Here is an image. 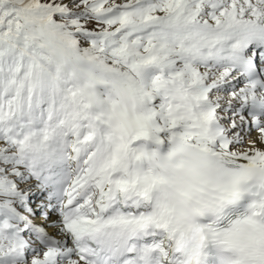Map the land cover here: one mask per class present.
I'll return each mask as SVG.
<instances>
[{"label":"snow or ice","instance_id":"1","mask_svg":"<svg viewBox=\"0 0 264 264\" xmlns=\"http://www.w3.org/2000/svg\"><path fill=\"white\" fill-rule=\"evenodd\" d=\"M0 161L64 178L25 264H264V0H0Z\"/></svg>","mask_w":264,"mask_h":264},{"label":"bare ground","instance_id":"2","mask_svg":"<svg viewBox=\"0 0 264 264\" xmlns=\"http://www.w3.org/2000/svg\"><path fill=\"white\" fill-rule=\"evenodd\" d=\"M5 166L7 168V175H10V180L6 183V185L8 186L9 190L8 195L12 197V200L4 198L5 201H0L1 242L7 244V246L9 243H12V245L15 246V243L18 240L22 239L24 241L26 238H29L31 241H33V243L30 241L29 245H36L35 249L40 247L47 251L49 247H55L57 241L63 235L61 232L63 227L61 209L58 210V205L56 206L59 199L62 198L61 193L64 179L62 174H60L58 171L48 170L39 173L37 177L26 172L23 166H18L17 170L21 173V175H15L12 169L17 166L12 164H5ZM13 185L15 186L14 191H12ZM40 190L43 192V195L41 194L43 197L38 201H35V203H29L31 201L30 199H33L32 197H35L38 194H30L31 191L33 192ZM27 198H30L29 202ZM43 199H46L50 205L55 204V208L51 209L49 213V209L47 210V213H45V210L42 207L44 202L42 204L41 202ZM14 202L18 203L19 205L24 203V211L26 210L28 214L30 213L31 217L34 218L35 221H33L32 218L28 219L26 215L22 213L18 214L19 209L13 207ZM4 235L11 237V239L7 240L5 237L4 239ZM40 238L45 239L51 245L48 246V244H43L40 242ZM35 249H33V251L28 249L27 255H33ZM0 253L1 264H4V262L9 264H25V260L23 259L24 257L17 255L18 253L20 254V252L9 253V255H7L8 251L6 249V251ZM42 255L43 254L41 253V258ZM208 264L214 263L210 262Z\"/></svg>","mask_w":264,"mask_h":264},{"label":"rangeland","instance_id":"3","mask_svg":"<svg viewBox=\"0 0 264 264\" xmlns=\"http://www.w3.org/2000/svg\"><path fill=\"white\" fill-rule=\"evenodd\" d=\"M7 172V168H6V166H5V163H3V161H0V186H2V185H4V184H6L9 180H10V175H7L8 173H6ZM31 190H34V189H31ZM41 190L40 191H31V193L30 194H32V193H38L35 197H32L33 199H30V198H27V200H28V202H29V199L31 200L29 203H35V201H38L39 199H41L43 196H41V194L43 195V192H41ZM29 194V195H30ZM4 198H6V199H8V200H12V197L11 196H9L8 194H0V201H5L4 200ZM25 201V200H24ZM44 202V203H43ZM11 203H12V201H11ZM43 203V204H42ZM24 204V203H23ZM23 204L22 205H19L18 203H16V202H14V205H13V207H15V208H17V209H19V212H18V214L19 213H22V214H24V215H26V217L28 218V219H31L32 217H31V214L29 213L28 214V212L26 211H24V206H23ZM41 204H42V207L44 208V210H45V213H47V210L49 209V211H48V213L50 212V210L51 209H54L55 208V205H50V203H48L47 202V200L45 199H43V201L41 202ZM58 210H60L61 209V201L60 202H58ZM56 205V206H57ZM28 214V215H27ZM40 217H41V215H40ZM39 217V218H40ZM32 220L33 221H35V219L34 218H32ZM6 238L7 240H9V239H11V237H9V236H6V235H4L3 236V238ZM4 238V239H5ZM31 238V237H30ZM1 240H2V236L0 235V244H2L3 246H4V248H5V250L4 251H6V249H7V244H5V243H2L1 242ZM28 241V242H27ZM31 240L29 239V238H26L25 240H24V242H25V252H20V254L18 253L17 255H21V256H23L24 258V260H26V255H27V250L29 249L30 251H33V249H35V246L36 245H29V242H30ZM32 243H33V241H31ZM4 251H0V252H4ZM1 254V253H0ZM5 254V253H4ZM31 254H33V253H31ZM7 255H9V253H7ZM21 262H23V261H21ZM0 264H1V262H0ZM4 264H9V263H6V262H4Z\"/></svg>","mask_w":264,"mask_h":264},{"label":"clouds","instance_id":"4","mask_svg":"<svg viewBox=\"0 0 264 264\" xmlns=\"http://www.w3.org/2000/svg\"><path fill=\"white\" fill-rule=\"evenodd\" d=\"M222 223V218L219 220V226ZM229 225L223 227L228 228ZM217 252V264H230V261L240 258L246 259L245 251H242L238 245H234L231 247L217 245L216 246Z\"/></svg>","mask_w":264,"mask_h":264}]
</instances>
